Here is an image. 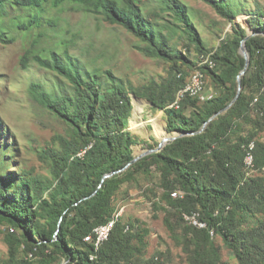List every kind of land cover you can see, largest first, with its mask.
<instances>
[{
  "label": "trees",
  "instance_id": "1",
  "mask_svg": "<svg viewBox=\"0 0 264 264\" xmlns=\"http://www.w3.org/2000/svg\"><path fill=\"white\" fill-rule=\"evenodd\" d=\"M66 1L0 0V42L22 37L29 44L21 57L23 68L36 62L51 69L70 82L72 91L68 93V86L48 91L32 83L35 98L68 124L67 134L56 137L57 146L44 150L53 180L24 167L20 172L5 171L11 158L0 157V225L18 231L5 232L8 257L0 264H52L60 258L68 264H165L162 251L143 257L149 230L123 221L122 215L98 250L95 246V228L113 220L122 184L154 168L160 173L165 223L189 264H223L213 234L223 239L240 264H264V177L249 176L245 162L249 143L255 141L254 169L264 167V141L254 128L247 133L240 129L244 121L254 120L253 113L260 116L255 124L264 127V11L251 12L245 25L237 20L242 12L235 0H203L233 25L231 34L209 49L194 26L189 6L182 0H162L161 11L173 14L198 50L197 62L187 51L175 49L159 23L144 13L142 0H73L83 10L120 24L146 43L145 54L169 63L166 78L134 87L110 69L86 71L70 41L47 32ZM251 32L259 33L246 40L251 62L242 77L243 91L228 111L204 131L179 137L103 180L135 156L138 138L128 129L132 94L164 110L170 131H198L236 96L237 75L245 65L241 41ZM186 48L191 52V45ZM202 55L216 66L206 60L200 63ZM197 68L220 93L206 101L189 93L178 100ZM139 125L133 120L131 127ZM177 190L182 195L173 196ZM185 214L198 215L206 226L191 224ZM87 236L92 239L86 240Z\"/></svg>",
  "mask_w": 264,
  "mask_h": 264
},
{
  "label": "rangeland",
  "instance_id": "2",
  "mask_svg": "<svg viewBox=\"0 0 264 264\" xmlns=\"http://www.w3.org/2000/svg\"><path fill=\"white\" fill-rule=\"evenodd\" d=\"M182 1L189 6L194 26L209 49L217 48L233 31L230 20L222 17L203 0ZM235 1L236 7L242 12L237 20L245 25L251 12L264 11V0ZM161 4L162 0H142L141 6L145 14L159 23L175 49L187 51L198 62L199 52L189 43L188 34L178 25L170 11H161ZM47 32L70 41L71 51L79 57L86 71L101 73L104 69H110L134 87L146 84L151 79L162 80L168 76L169 63L145 54L142 50L146 46L145 42L103 15L83 10L73 0H67L55 12L54 23L47 27ZM187 45H191V52L187 50ZM28 46L22 37L9 43L0 42V157L11 158L5 163V171L20 172L24 167L49 181L54 176L51 160L44 150L57 146L56 137L67 134L68 124L35 98L32 83L41 84L44 89L52 91L60 86H68L70 90V82L36 62L23 68L21 57ZM206 58L202 55L200 63L202 60L207 61ZM206 85L209 93H220V89L207 75ZM136 102L140 112L132 114L131 120L141 122V125L133 133L138 138L135 154L156 146L165 132H178L168 129L164 110L154 108L147 101ZM253 119L259 120L260 116L253 113ZM254 120L241 122V132L247 133L254 128L258 132V139L264 141V127H258ZM152 170L149 174L139 173L135 179L122 184L115 198L116 215H122L120 219L123 221H133L148 228L143 252L145 259L162 251L165 253V264H189L182 245L173 238L165 223L166 203L161 199L163 189L160 187V173L155 168ZM247 172L249 176L264 177V167L253 171L247 169ZM155 202H158L157 205ZM11 228L0 225V263L8 257L5 232L18 233ZM213 235L221 247L223 264H240L223 239ZM68 263L66 258H60L52 264Z\"/></svg>",
  "mask_w": 264,
  "mask_h": 264
},
{
  "label": "bare ground",
  "instance_id": "3",
  "mask_svg": "<svg viewBox=\"0 0 264 264\" xmlns=\"http://www.w3.org/2000/svg\"><path fill=\"white\" fill-rule=\"evenodd\" d=\"M208 62L210 63V66L211 67H215L216 66V62L213 61V60H209ZM184 92L189 93L192 96L198 97L199 100L202 98L201 101H206V100H209V99H211L213 97V93H207L205 74H204V72L201 69H198V68L195 69L191 73L188 81L186 82L185 86L183 87V89L180 92V95H179L178 100L182 97V95L184 94ZM177 101L174 104L177 105ZM174 104H172V106ZM166 134H167V132H165V134L163 136H165ZM255 144H256L255 141H251L249 143L248 152H247L246 158H245V162H246L247 168L250 171L255 170L254 169V165H255L254 162L255 161H254V153H253L254 148L256 146ZM174 192H176V193H174ZM174 192H173V196L182 195V191L177 190V191H174ZM116 214H118V213H115L114 214L113 220H111L107 224H103V227L97 226L95 228V232L97 234V239L95 241V246H96V249L97 250L100 247L101 243L105 239L108 238V235H109V233H110V231H111V229H112V227L114 225V222H115L116 218L119 216V215H116ZM197 216L198 215H196V214H185V218L191 224H193V225H195L197 227H205L206 226V223L203 222V221H201ZM104 233H105V235H104ZM91 239H92L91 236H87L86 237V240H88V241H90ZM91 258H94V254L91 256Z\"/></svg>",
  "mask_w": 264,
  "mask_h": 264
},
{
  "label": "water",
  "instance_id": "4",
  "mask_svg": "<svg viewBox=\"0 0 264 264\" xmlns=\"http://www.w3.org/2000/svg\"><path fill=\"white\" fill-rule=\"evenodd\" d=\"M257 33H259V32H251L241 41L240 53L245 57V65H244L243 69L239 72V74L237 75V82H238L237 94H236V96L233 98V100L228 105H226L225 107H223L222 109L217 111L208 120H206L204 122V124L202 125V127L198 131H178V132H173L172 131L173 133L167 132V134L165 136L160 138V140H159V142H158V144L156 146L150 147V148H147V149H143L141 152H139L137 154H135V151H134V154H135L134 158L125 167H123L120 170L112 171L110 173L105 174L104 177H103V180H105L106 178L112 176L113 174H115L117 172H120L122 170L127 169L132 163L136 162L140 158H142V157H144V156H146L148 154L159 152V151L163 150V148L167 144H169L170 142L176 140L179 137H182V136H185V135H188V134L200 133V132L204 131L206 129V127L208 126V124L212 120L217 118L219 115L226 113L228 111V109L237 101V99L239 98V96L241 95V93L243 91L242 77L247 73V71L249 69V66H250V62H251L250 53H249L248 48H247L246 40L250 36H252L254 34H257ZM132 98H133V104H134L133 115L136 112H140V110L137 107L138 104H137L136 100L141 101V102L142 101H147L150 104H152V102L150 100H148L147 98H141V97L136 96L135 94H132ZM131 124H132V120L130 119L128 129L131 130L132 133H135V129L133 127H131ZM166 124L168 125V122H166ZM59 226H61V223L59 224Z\"/></svg>",
  "mask_w": 264,
  "mask_h": 264
},
{
  "label": "built area",
  "instance_id": "5",
  "mask_svg": "<svg viewBox=\"0 0 264 264\" xmlns=\"http://www.w3.org/2000/svg\"><path fill=\"white\" fill-rule=\"evenodd\" d=\"M207 93H209V90L207 91ZM207 93H206V94H207ZM185 96H186V92H184V94H183V97H185ZM183 97H182V98H183ZM201 99H202V98H201ZM201 99H200V101H201ZM179 105H180V103H179L177 106H175V107H179ZM174 193H176V192H174ZM198 221H199V220H198ZM196 222H197V221H196ZM196 222H195V223H196ZM103 224H104V223H103ZM103 224H100V225H97V226H101V227H103ZM104 235H105V233H104Z\"/></svg>",
  "mask_w": 264,
  "mask_h": 264
}]
</instances>
